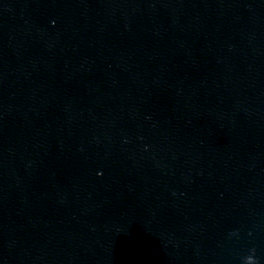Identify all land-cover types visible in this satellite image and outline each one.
I'll return each instance as SVG.
<instances>
[{
	"label": "clouds",
	"instance_id": "9594fccd",
	"mask_svg": "<svg viewBox=\"0 0 264 264\" xmlns=\"http://www.w3.org/2000/svg\"><path fill=\"white\" fill-rule=\"evenodd\" d=\"M245 264H256V260H255L254 256L246 257L245 258Z\"/></svg>",
	"mask_w": 264,
	"mask_h": 264
}]
</instances>
